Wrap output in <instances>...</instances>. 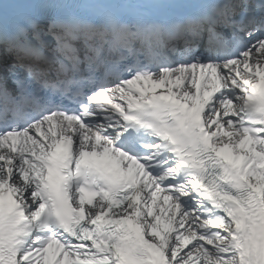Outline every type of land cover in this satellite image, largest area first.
Instances as JSON below:
<instances>
[{
	"label": "snow or ice",
	"instance_id": "snow-or-ice-1",
	"mask_svg": "<svg viewBox=\"0 0 264 264\" xmlns=\"http://www.w3.org/2000/svg\"><path fill=\"white\" fill-rule=\"evenodd\" d=\"M0 264H264V0H0Z\"/></svg>",
	"mask_w": 264,
	"mask_h": 264
}]
</instances>
